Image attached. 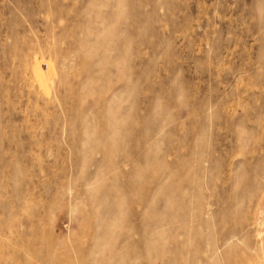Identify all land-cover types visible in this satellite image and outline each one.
Returning <instances> with one entry per match:
<instances>
[{
  "label": "rangeland",
  "instance_id": "374dc122",
  "mask_svg": "<svg viewBox=\"0 0 264 264\" xmlns=\"http://www.w3.org/2000/svg\"><path fill=\"white\" fill-rule=\"evenodd\" d=\"M0 264H264V0H0Z\"/></svg>",
  "mask_w": 264,
  "mask_h": 264
}]
</instances>
